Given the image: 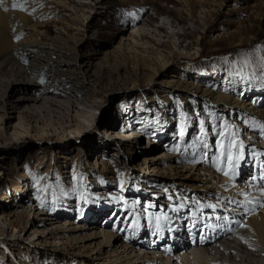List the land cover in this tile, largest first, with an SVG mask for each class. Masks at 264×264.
Returning <instances> with one entry per match:
<instances>
[{
	"label": "rangeland",
	"instance_id": "374dc122",
	"mask_svg": "<svg viewBox=\"0 0 264 264\" xmlns=\"http://www.w3.org/2000/svg\"><path fill=\"white\" fill-rule=\"evenodd\" d=\"M5 2L10 1L3 0L0 7ZM20 3L37 9L34 20L39 26L26 28V40L60 39L71 47L79 42L84 62L92 60V78L84 82L86 92L66 84L59 87L65 98L47 96L15 108L23 94L13 96L12 102L8 96L17 81L0 77V85L8 86L6 94H0V214L5 213L0 230L6 231L0 235V264H66L81 250L96 255L105 250L103 238L82 239L92 232L96 237L113 234L123 243L133 238L146 246L155 240L151 247L159 245L164 256L174 249L167 237L161 240V231L173 237L179 230H192L189 224L212 227V218H235L231 211L248 213V201H241L240 195L230 199L233 205L218 197L200 198L208 195L202 186L211 179L208 175L219 184L239 178L238 160L247 144L248 166L238 183L248 181L249 192L264 191L261 183L250 182L261 177L258 164L264 171V161L257 160L261 155L264 159V127L251 123L248 133L236 121L225 126L226 113L211 112L208 117L202 107L192 115L179 96L187 92L201 98L197 86L223 88L225 77L240 73V68L250 87L264 81V0ZM66 51L68 58L76 56ZM145 62L158 69L157 79L152 81ZM100 63L105 64L101 71ZM18 80L25 87L27 82ZM49 80L47 84L60 81L55 75ZM73 90L83 92L82 98L69 97ZM170 93L174 107L161 111L156 100ZM150 97L155 103L150 104ZM111 128L125 131V138L116 139L108 132ZM134 131L143 134L135 137L137 133L130 134ZM238 134H247L251 141ZM8 213L16 215L10 220L18 229L4 224ZM62 226L68 227L66 233ZM164 226L169 228L161 229ZM215 226L231 231L226 225ZM228 237L236 239V233ZM169 244L171 249H165Z\"/></svg>",
	"mask_w": 264,
	"mask_h": 264
},
{
	"label": "bare ground",
	"instance_id": "6f19581e",
	"mask_svg": "<svg viewBox=\"0 0 264 264\" xmlns=\"http://www.w3.org/2000/svg\"><path fill=\"white\" fill-rule=\"evenodd\" d=\"M9 1V3L6 4L5 2V4L0 7V77L15 78L17 81L15 85L13 84V89L15 90V92L14 94L8 96V102H12L11 100L13 99V96L15 97V95L21 93L23 94V98L17 101L15 108H18L24 103L35 104L41 102L43 100V97L47 96H53L55 98H65V92H63V90H61L62 88L60 89L59 87L66 84H71L72 86L78 87V90L84 91L86 88L84 87L85 80L88 78H92L91 75L88 76L89 66H91L90 64L92 63V60L90 59L89 62H84L85 56L81 55L80 52L77 51V45H79V42H76L75 46L71 47L66 41L63 42L60 39L55 41L46 39H43L41 41H32L28 39L26 40V38L24 37L26 28L29 26L37 28L39 26L38 23L35 22L36 15H34L35 10L37 9L36 7L32 6L31 3H20L21 0ZM13 5H15V7H13ZM60 43H62V46L60 45ZM66 50H70L71 53L75 54L76 56L68 58L69 56L67 55L69 52H67ZM159 56L165 61H168V58L166 56H163L162 54H160ZM103 65L105 64H99V71H101ZM137 65L139 66V64H136V68ZM63 66L66 68H63ZM146 66L148 67V71L152 75V81L154 79H157L156 77H158L159 74L158 69H156L152 63H146ZM63 69H67L68 73H61ZM140 69L141 68H137V71H140ZM239 71L240 73L237 72L232 76L225 77L223 88L217 85H214L211 88H202V86H197L195 92L199 93V96L201 98L189 96L187 92H185L186 96L180 95L179 99H181L180 102L183 104L184 110L193 115L196 112L202 111V107L204 113H207L206 116L208 117L210 116L211 112H223L224 114L226 113L225 126H227L231 121H236L238 122L240 129H247V132L249 130V124L251 123H255L254 126H258L261 124V126L264 127V102H262L264 99V81L257 84L253 82L252 87H250L251 84L247 82V79L244 76V70L240 68ZM35 75H40L41 77L35 80V78L33 77ZM52 75L57 76L60 81L56 80V83L54 82L55 80H53L51 81V84H47V82L50 81V76ZM19 78H22L25 83L27 82L25 87L23 86V84H19ZM229 83H231V86L228 85ZM20 86L23 87L21 88ZM6 88H8V86L2 83V85H0V94L2 93L3 95H5L6 92H3ZM82 93H79V91L75 92L73 90L70 91L69 97L82 98ZM251 93H254L255 96H249ZM147 100L150 101V104L155 103V100L151 97ZM173 100L174 97L172 93L163 97L159 95L156 101H158V103L160 104H158L157 106L161 108V111L165 109H171L174 107ZM83 113H85V115L89 114L88 111H85ZM208 119H206V122H208ZM207 125L208 124L206 123V126ZM108 132H111L112 135L113 133H115L116 135L120 136L121 140L125 138V131L123 130L121 132H118V130L111 128L110 130H108ZM134 133H137L133 135L135 137L141 136L143 134L141 132L139 133L138 131L131 132L130 134ZM238 137L242 138L243 135L238 134ZM250 138L247 137L246 134L244 140L248 142L251 141ZM251 143L254 147L255 145H257L253 140ZM245 145L246 144H244L242 147H244ZM243 150L245 151L244 148ZM256 151L261 152L262 150L260 151L256 149ZM245 152L246 158L248 159V149ZM259 161L263 162L264 159H259ZM246 162L247 160L245 161V163ZM200 163L202 164V162ZM220 171L221 170H219L218 172ZM207 177H210L211 179H207L206 181L204 180L202 188L207 192L208 195H206L207 197L203 196L200 198L205 197V199H211V196L215 198L218 197L219 199H224V201H227L228 203H231L233 205V201L230 199L236 197L237 195H240V197L242 198L241 201H248L246 202V205L252 212H248L246 214L247 216L243 214H236L234 213V211L232 212L230 210L231 212H229V215L232 216L233 214H235V218H231L230 220L228 219L229 221H226L224 219H221L220 221L214 220V222L217 224L230 226L232 230L230 228L229 229L232 231V233H236V239H232L231 237L229 238L228 235L230 234L227 235L226 233L220 232L219 230L222 226H220V229L218 230V228L211 227L210 223L209 227H211V229H207L205 233L207 234L210 232L208 242L205 245L198 244L195 247L190 245L189 241V236H191L190 234H192L193 230L188 234L179 230L178 233L175 232L173 234V237L170 236L168 231L166 232L167 236L164 235L165 232L161 231V237H167L169 243H173L174 249L173 252H170L171 250H169L170 254L163 256V254L160 253L159 248L161 247L159 245H155L152 247L151 245L146 246V244L144 243H140L137 240H132L133 238H130L129 241L123 243L121 242V238L118 239L113 234L110 235L101 231L102 235L100 236L99 234V237H96L98 234L96 232H92V234L82 239L93 240L96 238H103L102 247H104L105 250H100L98 253H96V255L95 253L91 255V253L93 252L92 250L77 251L74 253V258L71 257L70 261H68L66 264H264L263 189L261 188L262 190L253 192H249L248 190L246 191V184L250 187L251 185L247 183L248 181H244L242 185L241 183H238L243 180L241 176L240 177L242 179L240 178L238 180L236 179L235 181L230 182L223 181V183L221 184L217 183V181H215L212 176L208 175ZM256 182H259L264 186V179H262L261 181V179L259 178L256 180ZM19 191L21 193V187L19 188ZM245 196L248 197V199H244ZM250 196L252 198L255 196V199H251ZM15 198L14 199L18 202L19 197L17 194L15 195ZM212 200H210V202ZM216 202L219 203V201ZM212 203L215 202L212 201ZM210 206L211 205H209L208 207ZM250 213H253V215H250ZM4 215L5 213L0 214V219L4 217ZM6 216L7 217L5 219L6 221H4V224L7 222L10 228L18 229L17 227H15V221L10 220L13 216H11L10 213H8V215ZM116 216L118 218V216H120V213L118 212ZM183 226H185V224ZM167 227L164 226L161 229ZM61 228L62 232L66 233L68 227L62 226ZM229 229L227 227V230ZM34 230L35 234L38 233L37 226H35ZM3 234L5 235L6 231L4 229H1L0 235ZM197 234H199V232H197ZM81 236L82 235H80V238ZM156 236L157 235H155V237ZM134 238H137V236H135ZM59 239H61V236L59 237ZM156 240H158V238ZM161 240H163V238H161ZM238 240L242 241L239 243ZM153 242H155V240H153ZM247 244H249V247L246 246ZM137 246L140 253L135 251ZM149 251H152V253H149Z\"/></svg>",
	"mask_w": 264,
	"mask_h": 264
},
{
	"label": "snow or ice",
	"instance_id": "6c2138e0",
	"mask_svg": "<svg viewBox=\"0 0 264 264\" xmlns=\"http://www.w3.org/2000/svg\"><path fill=\"white\" fill-rule=\"evenodd\" d=\"M0 3H3V0H0ZM13 7H15V5H13ZM7 10V9H6ZM242 146V145H241ZM227 175V173H225ZM262 179H264V177H262Z\"/></svg>",
	"mask_w": 264,
	"mask_h": 264
}]
</instances>
